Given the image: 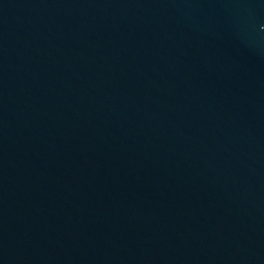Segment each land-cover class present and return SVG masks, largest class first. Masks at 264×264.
Wrapping results in <instances>:
<instances>
[{"label": "water", "instance_id": "obj_1", "mask_svg": "<svg viewBox=\"0 0 264 264\" xmlns=\"http://www.w3.org/2000/svg\"><path fill=\"white\" fill-rule=\"evenodd\" d=\"M0 264H264V0H0Z\"/></svg>", "mask_w": 264, "mask_h": 264}]
</instances>
